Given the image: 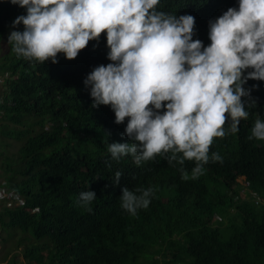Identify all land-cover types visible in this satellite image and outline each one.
<instances>
[{"label": "trees", "instance_id": "16d2710c", "mask_svg": "<svg viewBox=\"0 0 264 264\" xmlns=\"http://www.w3.org/2000/svg\"><path fill=\"white\" fill-rule=\"evenodd\" d=\"M238 6L239 0H161V10L195 17L193 39L205 46L211 43L209 21ZM26 14L0 0V76L10 73L0 145L3 138L19 144L0 178L25 201L3 206L0 241L7 243L3 232L10 230L35 240L24 249L26 263L15 254L6 264H264V141L248 139L255 120H264V81L244 85L257 107L247 109L237 133L226 123L225 137L214 138L209 153L223 162L210 160L198 179L182 180L181 166L164 156L140 166L131 155L117 162L107 145L130 142L123 135L127 118L116 124L110 106L93 108L84 83L95 67L111 63L106 33L75 59L59 53V63L31 62L5 41L11 31H23L13 21ZM194 166L183 165L189 174ZM116 171L123 173L119 185ZM125 186L153 188L149 207L135 216L122 209ZM88 190L96 193L91 212L77 203Z\"/></svg>", "mask_w": 264, "mask_h": 264}, {"label": "clouds", "instance_id": "9594fccd", "mask_svg": "<svg viewBox=\"0 0 264 264\" xmlns=\"http://www.w3.org/2000/svg\"><path fill=\"white\" fill-rule=\"evenodd\" d=\"M26 8L11 31V50L25 60L59 63L58 54L78 57L89 42L106 33L107 65L95 67L84 83L93 108L110 106L115 123L127 125L130 142H112V160L131 155L134 163L164 156L179 164L182 180H195L204 166L223 162L210 153L214 138L237 133L247 109L257 107L248 80L264 81V0H239L209 21L208 46L195 35V17L161 10V0H10ZM246 73V74H245ZM253 87H258L254 85ZM245 98H247L245 100ZM249 140L264 141V120L257 118ZM194 161L191 174L183 165ZM111 167V164H109ZM123 173L116 171L114 183ZM241 182V180H240ZM154 189L122 188L120 206L132 216L147 209ZM96 193L79 194L78 206L91 212Z\"/></svg>", "mask_w": 264, "mask_h": 264}, {"label": "rangeland", "instance_id": "374dc122", "mask_svg": "<svg viewBox=\"0 0 264 264\" xmlns=\"http://www.w3.org/2000/svg\"><path fill=\"white\" fill-rule=\"evenodd\" d=\"M5 41L8 42V38L7 40L5 39ZM3 140L4 147L0 145V173L3 172L5 158L17 153L19 149V144H17L16 140H11L9 138H3ZM3 236L5 237L7 243H2L0 241V264H6L7 262H10L15 254L19 255L16 258L18 262L25 263L26 260L23 254L24 249H26L27 246L32 245L35 240L25 239L29 236L25 235L21 231H4Z\"/></svg>", "mask_w": 264, "mask_h": 264}, {"label": "crops", "instance_id": "0c3cea01", "mask_svg": "<svg viewBox=\"0 0 264 264\" xmlns=\"http://www.w3.org/2000/svg\"><path fill=\"white\" fill-rule=\"evenodd\" d=\"M9 74H7L6 76L5 75L0 76V107L2 106V104H4L10 98V90H9V88L7 86V82H6V77H10ZM7 128H13L12 124ZM6 169L2 173H0V175H3L4 172L6 171ZM0 179H1L0 180V186H6L5 185V183H6L5 179L3 177H1ZM15 203H18V202L17 201H11V200H0V212L2 211L3 206L5 204L11 205V204H15Z\"/></svg>", "mask_w": 264, "mask_h": 264}, {"label": "built area", "instance_id": "2783aa9c", "mask_svg": "<svg viewBox=\"0 0 264 264\" xmlns=\"http://www.w3.org/2000/svg\"><path fill=\"white\" fill-rule=\"evenodd\" d=\"M0 200H11L20 202L21 205L25 204L24 199H22L16 191L6 186H0Z\"/></svg>", "mask_w": 264, "mask_h": 264}]
</instances>
